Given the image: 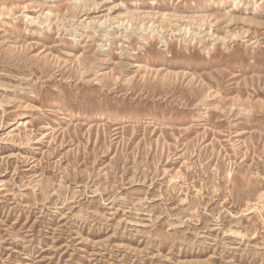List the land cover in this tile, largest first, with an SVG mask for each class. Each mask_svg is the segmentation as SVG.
Listing matches in <instances>:
<instances>
[{
	"label": "rangeland",
	"instance_id": "rangeland-1",
	"mask_svg": "<svg viewBox=\"0 0 264 264\" xmlns=\"http://www.w3.org/2000/svg\"><path fill=\"white\" fill-rule=\"evenodd\" d=\"M0 264H264V0H0Z\"/></svg>",
	"mask_w": 264,
	"mask_h": 264
}]
</instances>
